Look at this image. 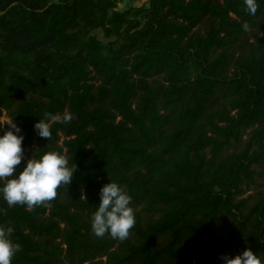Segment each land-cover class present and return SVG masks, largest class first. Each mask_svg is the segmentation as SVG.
Segmentation results:
<instances>
[{"label": "trees", "instance_id": "obj_1", "mask_svg": "<svg viewBox=\"0 0 264 264\" xmlns=\"http://www.w3.org/2000/svg\"><path fill=\"white\" fill-rule=\"evenodd\" d=\"M258 2L250 16L243 0H149L124 11L117 0H0V126L7 111L29 158L55 148L77 165L46 204L0 200V223L21 245L11 264H220L240 237L264 254V199L247 213L237 200L255 182L253 165H264ZM95 29L116 37L109 51ZM65 111L71 121H49V141L36 133L45 113ZM249 129L258 148L225 154ZM110 180L132 196L136 224L124 241L91 229Z\"/></svg>", "mask_w": 264, "mask_h": 264}, {"label": "clouds", "instance_id": "obj_2", "mask_svg": "<svg viewBox=\"0 0 264 264\" xmlns=\"http://www.w3.org/2000/svg\"><path fill=\"white\" fill-rule=\"evenodd\" d=\"M250 16L257 12L258 0H243ZM249 29L248 23L242 25ZM70 112L63 114L62 120L45 113L34 124V130L41 138H52L49 121L70 122ZM9 127L3 130L4 125ZM24 135L13 119L0 126V200L8 206L21 205L32 208L46 204L57 197L58 189L68 186L77 170L76 163L61 151L49 150L31 155L21 165L24 158ZM73 159V157H72ZM136 224V214L132 206V196L116 181L110 180L100 189V202L91 216L92 233L97 237L110 235L124 241ZM14 228L0 223V264H11L14 256L21 251L19 242L13 239ZM221 264H264V254L254 252L249 246L236 255L223 254Z\"/></svg>", "mask_w": 264, "mask_h": 264}, {"label": "rangeland", "instance_id": "obj_3", "mask_svg": "<svg viewBox=\"0 0 264 264\" xmlns=\"http://www.w3.org/2000/svg\"><path fill=\"white\" fill-rule=\"evenodd\" d=\"M52 1L59 2V0H52ZM117 1H118V9L121 11L127 10L131 6L139 7V6L149 4L148 3L149 0H117ZM196 31L204 34L207 31L206 22L200 24L196 28ZM92 34H95L98 37V39L100 40V42L102 43L106 51H109L110 49L109 42L116 38V37H106L102 29H95L93 30ZM243 39L244 40L249 39L250 41H254L251 33L245 35ZM63 114H59L57 117L61 119L63 117ZM8 120H11V118L9 117L7 111H4L1 117V122L4 124ZM5 125H4V130H6ZM62 142H63V139H62ZM249 142L252 143L251 146L253 150L258 148V144L256 143V140L252 137L251 129L246 131V133L243 135L240 141H233L232 144L228 148H226L225 154H230L234 151H240L244 149L248 145ZM37 146H38V141L35 139L34 145L32 146V148H37ZM24 156L27 158V160L29 159V157L27 156V151H24ZM253 168L257 172L255 174V182L245 183L242 187L243 188L242 194L237 197V200L247 199V202L245 206L243 207V210L245 213H247L252 206L256 205V203H258L260 199H264V165L259 166L255 164L253 165ZM217 227L220 229L224 228L221 230V234L223 236L222 238L227 239L229 237L230 230H231V220L228 217L222 215L219 217V222H218ZM249 246H250V242L240 237L237 239V241H235L232 245H230L229 248H227L223 254L236 255L242 252L245 248ZM252 250L255 252L253 248Z\"/></svg>", "mask_w": 264, "mask_h": 264}]
</instances>
